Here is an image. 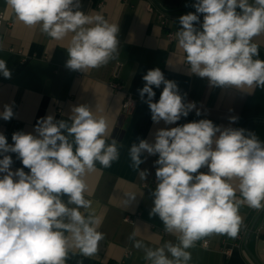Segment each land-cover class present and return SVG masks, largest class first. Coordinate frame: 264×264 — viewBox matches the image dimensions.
Instances as JSON below:
<instances>
[{
    "label": "clouds",
    "instance_id": "9594fccd",
    "mask_svg": "<svg viewBox=\"0 0 264 264\" xmlns=\"http://www.w3.org/2000/svg\"><path fill=\"white\" fill-rule=\"evenodd\" d=\"M6 4L24 26L38 25L56 41L68 39L65 66L70 70L98 69L118 55L119 25L100 13L86 14L80 0ZM192 7L194 13L178 18L175 33L189 74L207 78L210 87L264 88V60L257 58L259 46L253 42L264 34V0H195ZM0 74L12 76L4 59ZM142 79L139 96L154 123L173 125L192 111L202 115L160 68L149 69ZM161 85L159 100L153 102V86ZM13 117L12 106L5 104L0 119ZM236 119L230 117V123ZM34 132H14L11 144L0 133V264H66L73 250L91 257L105 237L99 231L102 217L86 198L85 177L96 171L97 162L108 168L119 158L117 141L107 143L108 121L82 104L71 108L67 120L53 115L39 119ZM9 153L16 154L23 167L12 170ZM144 153L158 155L149 215L158 216L164 231L177 240L151 248L133 231L129 239L144 251L147 264H189L188 250L197 241L213 234L238 235L241 205L264 209V141L253 132L199 119L157 129L154 142L133 143V169L145 162ZM147 175V170L140 171L142 179ZM126 196L128 204L136 195Z\"/></svg>",
    "mask_w": 264,
    "mask_h": 264
},
{
    "label": "crops",
    "instance_id": "0c3cea01",
    "mask_svg": "<svg viewBox=\"0 0 264 264\" xmlns=\"http://www.w3.org/2000/svg\"><path fill=\"white\" fill-rule=\"evenodd\" d=\"M81 10L86 14H102L110 23L119 25V51L115 59L98 69L83 73L68 69L66 61L68 39L53 40L42 34L40 27L29 28L15 20L6 0H0V11L6 22L0 28V59L7 62L12 73L11 79L0 74V112L4 105L12 106L14 117L10 121L0 119V133L4 134L9 144L16 131L32 133L37 121L47 115L57 120H67L73 106L86 104L97 117L103 116L108 121V139L117 141L119 158L111 166L104 168L96 163V171L85 177L89 192L86 198L93 201V207L102 223L99 228L104 239L99 242L97 253L85 257L78 250L69 252L66 264H147L144 251L133 247L129 239L133 231L136 239L147 247L157 248L165 242L177 243L175 236L164 231L163 222L158 216H150L153 207L151 192L156 168L153 166L156 156L144 153L145 162L139 169H133L129 149L141 139L154 142V133L159 128H171L199 119H210L214 124L224 127L240 128L247 121H258L252 125L257 137L264 141V88H250L240 91L235 88L210 87L207 78L191 75L184 64L185 54L177 47V40L170 42L157 19V13L149 10L152 2L157 9H165L174 16L175 33L179 30L181 15L195 12L193 0H80ZM100 2L102 5L100 6ZM201 22L203 16L201 14ZM259 46V59L264 60V34L254 38ZM9 47L22 53L11 52ZM122 62L121 80L124 91H116L110 86L116 62ZM160 68L166 79L177 83L185 102L193 99L202 115L197 117L195 111L173 125L159 124L151 120V112L144 103L138 89L142 88V77L149 69ZM156 93L153 102L159 100L163 90ZM126 92L137 98L134 114L128 118L122 115V105ZM230 117H236L230 123ZM240 121V124H238ZM71 139V138H70ZM13 157L12 170L23 167L16 154ZM2 158V156H0ZM28 172V169H24ZM147 170L145 179L140 171ZM200 171L206 172L207 169ZM147 185V186H146ZM135 194V199L125 204L129 198L126 194ZM239 195V193H237ZM66 199V197H65ZM260 209L241 205L239 215L242 222L247 221L252 229L262 227L264 233V215L257 225L255 218ZM83 211V210H82ZM253 230L241 245H234L230 240L227 254L221 249V243L227 235L213 234L209 239V248L193 247L189 249V264H263L262 250L264 244L259 241ZM232 239L231 237H228ZM132 251L130 257L126 252Z\"/></svg>",
    "mask_w": 264,
    "mask_h": 264
},
{
    "label": "built area",
    "instance_id": "2783aa9c",
    "mask_svg": "<svg viewBox=\"0 0 264 264\" xmlns=\"http://www.w3.org/2000/svg\"><path fill=\"white\" fill-rule=\"evenodd\" d=\"M195 3V0H193ZM100 6L102 5V2L99 3ZM150 11H155L157 13V19L159 21V24L166 29L167 32V37L170 42H174L176 40L175 36V30H174V16L172 14L162 10V9H157L153 3L151 2L150 5L148 6ZM6 22L4 14L0 11V28L4 24H7V26H11L12 24L10 22ZM3 46V39L0 38V47ZM9 50L11 52H19L22 53L21 49L16 50L14 47H9ZM123 68V63L122 62H116L114 65L113 73H112V80L110 81V86L116 90V91H124L125 87L124 84L122 83L121 80V72ZM137 98L132 95L131 93L126 92L125 100L122 105V115L124 118H128L131 115L134 114V111L137 106ZM189 102H195L193 99H190ZM152 184H156V179L152 182ZM147 186V185H146ZM262 227H257L254 230L250 226V224L247 221H243L241 223L238 235L235 238L229 239L228 237H225L221 243V249L225 251L227 254H230L232 250L228 247V241L230 240L234 245H241L246 237L249 235V233L253 230L255 232L256 237L259 241H261L264 244V233H262ZM210 240L209 239H202L200 241L196 242L197 247H203V248H209L210 247ZM194 246V247H195ZM132 255V251L128 250L126 252V257H130ZM262 263L264 264V248L262 250ZM113 264H121L120 262H114Z\"/></svg>",
    "mask_w": 264,
    "mask_h": 264
},
{
    "label": "trees",
    "instance_id": "16d2710c",
    "mask_svg": "<svg viewBox=\"0 0 264 264\" xmlns=\"http://www.w3.org/2000/svg\"><path fill=\"white\" fill-rule=\"evenodd\" d=\"M162 10L166 11L165 9H162ZM166 12H168V11H166ZM257 122L258 121H247L243 125H241L240 128H243V129L247 130L248 132H253L254 133V131L252 130V125L254 123H257ZM238 124H240V121H238ZM263 215H264V209H260L259 212L256 215L254 225H257L259 223V220L261 219V217H263Z\"/></svg>",
    "mask_w": 264,
    "mask_h": 264
}]
</instances>
